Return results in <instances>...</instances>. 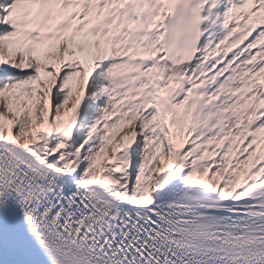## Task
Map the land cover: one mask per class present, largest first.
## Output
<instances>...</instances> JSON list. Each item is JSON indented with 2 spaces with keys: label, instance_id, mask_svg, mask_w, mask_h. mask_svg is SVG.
<instances>
[{
  "label": "snow or ice",
  "instance_id": "obj_1",
  "mask_svg": "<svg viewBox=\"0 0 264 264\" xmlns=\"http://www.w3.org/2000/svg\"><path fill=\"white\" fill-rule=\"evenodd\" d=\"M0 264H264V0H0Z\"/></svg>",
  "mask_w": 264,
  "mask_h": 264
},
{
  "label": "bare ground",
  "instance_id": "obj_2",
  "mask_svg": "<svg viewBox=\"0 0 264 264\" xmlns=\"http://www.w3.org/2000/svg\"><path fill=\"white\" fill-rule=\"evenodd\" d=\"M73 101H74V98H71V97H70V100H69V102H68V106L71 105V104L73 103ZM122 130H126V128L123 127Z\"/></svg>",
  "mask_w": 264,
  "mask_h": 264
},
{
  "label": "rangeland",
  "instance_id": "obj_3",
  "mask_svg": "<svg viewBox=\"0 0 264 264\" xmlns=\"http://www.w3.org/2000/svg\"><path fill=\"white\" fill-rule=\"evenodd\" d=\"M72 106V105H71Z\"/></svg>",
  "mask_w": 264,
  "mask_h": 264
}]
</instances>
